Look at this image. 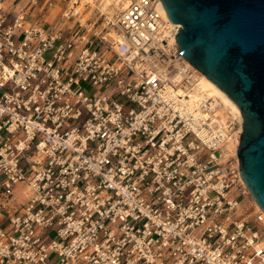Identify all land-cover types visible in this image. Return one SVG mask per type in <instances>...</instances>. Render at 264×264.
<instances>
[{
  "label": "built area",
  "instance_id": "obj_1",
  "mask_svg": "<svg viewBox=\"0 0 264 264\" xmlns=\"http://www.w3.org/2000/svg\"><path fill=\"white\" fill-rule=\"evenodd\" d=\"M6 1L0 264H264L239 116L175 84L159 0Z\"/></svg>",
  "mask_w": 264,
  "mask_h": 264
},
{
  "label": "water",
  "instance_id": "obj_2",
  "mask_svg": "<svg viewBox=\"0 0 264 264\" xmlns=\"http://www.w3.org/2000/svg\"><path fill=\"white\" fill-rule=\"evenodd\" d=\"M178 53L239 107L241 178L264 211V0H159Z\"/></svg>",
  "mask_w": 264,
  "mask_h": 264
},
{
  "label": "bare ground",
  "instance_id": "obj_3",
  "mask_svg": "<svg viewBox=\"0 0 264 264\" xmlns=\"http://www.w3.org/2000/svg\"><path fill=\"white\" fill-rule=\"evenodd\" d=\"M127 2L128 0H97L96 2H94V4L99 3V6L103 11H108L109 14H112L114 11V6L119 7L120 5H125ZM160 8L162 15L168 19L169 17L166 14L161 4H160ZM87 16L88 13L84 15V18ZM177 26H179V24ZM109 32L113 34L112 30H110ZM173 38L174 37L168 38L167 41L170 51L174 52L175 57H171L168 55L166 58L165 67L171 69L170 74L175 84L177 85L182 84L186 88H192L193 90H197V89L205 90L207 94L213 96L215 101L219 104L218 109L221 113H223V107H224V108H229L232 112L236 113L239 116L240 130H241L242 116H241V111L237 106V104L213 81H211L205 74H203L193 65H191L190 62H188L182 56H178L179 53L173 44Z\"/></svg>",
  "mask_w": 264,
  "mask_h": 264
},
{
  "label": "rangeland",
  "instance_id": "obj_4",
  "mask_svg": "<svg viewBox=\"0 0 264 264\" xmlns=\"http://www.w3.org/2000/svg\"><path fill=\"white\" fill-rule=\"evenodd\" d=\"M16 1H19V0H16ZM16 1L13 2V3H11V0H7V1L4 2V3H5V4L10 3V6L12 7V6L16 3ZM54 14H55V10L50 14V18H53ZM222 105H223V102H222ZM221 108H222V107H221ZM221 108H220V109H221ZM228 110H230V109H229V108H224V107H223V113L227 112ZM230 111H231V110H230ZM18 202H19L18 205L23 204V203H24V199H23L22 197H20V198L18 199Z\"/></svg>",
  "mask_w": 264,
  "mask_h": 264
}]
</instances>
